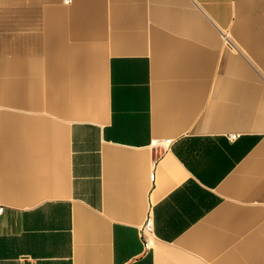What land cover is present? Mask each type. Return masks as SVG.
<instances>
[{"label": "crops", "instance_id": "crops-1", "mask_svg": "<svg viewBox=\"0 0 264 264\" xmlns=\"http://www.w3.org/2000/svg\"><path fill=\"white\" fill-rule=\"evenodd\" d=\"M0 203V264H264V0H0Z\"/></svg>", "mask_w": 264, "mask_h": 264}, {"label": "built area", "instance_id": "built-area-1", "mask_svg": "<svg viewBox=\"0 0 264 264\" xmlns=\"http://www.w3.org/2000/svg\"><path fill=\"white\" fill-rule=\"evenodd\" d=\"M64 2L66 3H71L72 0H64ZM237 134H232L231 138H236ZM162 142L165 146L169 145L171 143V139H165L164 141H160ZM5 206L3 204L0 203V215L4 212ZM151 224V221L148 219V221L146 222V228H149Z\"/></svg>", "mask_w": 264, "mask_h": 264}]
</instances>
